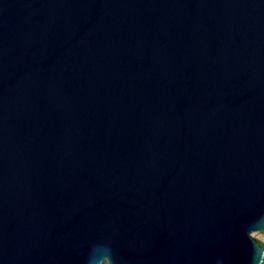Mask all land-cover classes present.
<instances>
[{
  "label": "water",
  "instance_id": "water-1",
  "mask_svg": "<svg viewBox=\"0 0 264 264\" xmlns=\"http://www.w3.org/2000/svg\"><path fill=\"white\" fill-rule=\"evenodd\" d=\"M264 0H0V264H260Z\"/></svg>",
  "mask_w": 264,
  "mask_h": 264
},
{
  "label": "rangeland",
  "instance_id": "rangeland-1",
  "mask_svg": "<svg viewBox=\"0 0 264 264\" xmlns=\"http://www.w3.org/2000/svg\"><path fill=\"white\" fill-rule=\"evenodd\" d=\"M252 235L255 239H258V240L264 242V233H262L261 231L260 232H254V233H252ZM102 264H103V262H102Z\"/></svg>",
  "mask_w": 264,
  "mask_h": 264
},
{
  "label": "trees",
  "instance_id": "trees-1",
  "mask_svg": "<svg viewBox=\"0 0 264 264\" xmlns=\"http://www.w3.org/2000/svg\"><path fill=\"white\" fill-rule=\"evenodd\" d=\"M262 233H264V229L261 231ZM258 242H259V244L264 248V242H262V241H260V240H258V239H256ZM103 264H107V262L104 260L103 261ZM260 264H264V255H263V258H262V261H261V263Z\"/></svg>",
  "mask_w": 264,
  "mask_h": 264
}]
</instances>
